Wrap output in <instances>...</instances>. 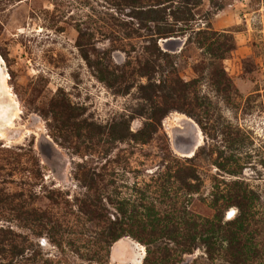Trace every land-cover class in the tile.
Returning <instances> with one entry per match:
<instances>
[{
	"label": "rangeland",
	"instance_id": "rangeland-1",
	"mask_svg": "<svg viewBox=\"0 0 264 264\" xmlns=\"http://www.w3.org/2000/svg\"><path fill=\"white\" fill-rule=\"evenodd\" d=\"M154 1L0 0V108L15 109L0 121V264H264V0H157L193 18L168 15L185 31L158 40L160 22L134 18ZM199 28L234 38L221 61L233 83L225 99L187 41ZM154 41L169 57L150 62L151 81L196 78L198 105L170 109L146 142L119 141L121 120L136 133L161 102L139 71ZM237 193L249 195V216L234 258L219 243L240 213ZM216 215L215 232L204 223Z\"/></svg>",
	"mask_w": 264,
	"mask_h": 264
},
{
	"label": "trees",
	"instance_id": "trees-1",
	"mask_svg": "<svg viewBox=\"0 0 264 264\" xmlns=\"http://www.w3.org/2000/svg\"><path fill=\"white\" fill-rule=\"evenodd\" d=\"M155 3L151 4V6L145 10V12H139L137 14H134V18L137 20L143 21L148 20L151 22H160L158 26H154L155 29L153 31L154 35L156 36L157 40L159 38H166L171 36H176L179 34H183L185 31L184 28H175L173 27V23L171 25V22H167V16H171L172 20L176 23L178 22H187L192 18L191 9L187 6H184L182 8H178L173 12L165 13L164 9H161L159 7H155V5L158 4L157 0L154 1ZM197 0L193 2L192 4H196ZM175 23V24H176ZM193 33L192 36H189L187 38V41L195 43L196 46L201 50L202 55L204 56L203 59H207V66L209 68L208 70V78L211 82V85L215 91L216 94L224 95V93H230L233 89V83L229 77H227L224 68L221 65V61L225 57V55L232 50L235 47L234 38L230 33L226 32H220L215 31L209 28L204 29H196L191 30ZM146 52H148L149 57L145 59L143 62V65L139 67L140 73L142 75L146 76L148 79V82L141 86L142 89H150L152 95L155 96V91H159V96L161 97L160 103H151L150 106V112L147 116L148 120L143 125V127L135 132H131L129 130V126L126 125L125 120H121V125L119 129H117L114 132V137L121 141L126 139L127 137H130L133 140L140 139L143 142L148 141L152 134L157 132L158 129L161 127V120L162 118L169 112L170 109H178L182 112L187 113L188 115H193V111L195 107H197L198 102L191 101L190 94L192 93V98L194 96V90L192 87L196 84L197 79L192 78L190 80L184 81L180 78H167V79H161L159 81H151L153 76V66H151L150 62L155 61L156 59H166L169 57V54L166 50L161 48L157 41H154L152 46L145 47ZM101 73H104L105 70H101ZM107 72V71H106ZM144 98L148 101H150L149 95L150 94H144ZM228 97V96H227ZM183 99V102L186 100H189L187 102V107L189 108H180L182 105L178 104V99ZM224 98V96H223ZM225 99V98H224ZM204 113V112H203ZM207 113V112H206ZM205 113V114H206ZM203 117H206L203 116ZM196 121L199 123L202 130H204L205 124L200 120L196 119ZM91 177H89L87 174L84 176V180L87 184H91ZM183 182V180H182ZM184 183V182H183ZM185 185V184H184ZM230 199V203H233L237 209L240 211V213L234 217L233 220L225 222V225L227 226V231L224 234H221V243L222 241L225 242L227 245V248H229L232 251V255L234 258H236L238 255L242 254L243 251H241L245 243L242 241L243 237L241 236L242 233V225L246 219V217L249 216V214L245 211L247 208V198L248 194L245 193H237V194H230L228 195ZM228 200V199H227ZM217 219L215 222L208 221L204 224L207 226L208 229L214 230L216 232V228L222 220L221 216H215ZM187 223V222H184ZM214 223V224H213ZM116 237V236H115ZM184 239H187L189 241L185 245V247L189 250L192 247V242L195 239L193 236L190 238L183 237ZM116 239V238H114ZM216 235H208L207 238L204 239V243L206 245V250L208 253H211L212 250L215 249L216 246ZM225 248V249H227ZM228 250V249H227ZM228 250V251H230ZM239 252V254H238Z\"/></svg>",
	"mask_w": 264,
	"mask_h": 264
},
{
	"label": "bare ground",
	"instance_id": "bare-ground-1",
	"mask_svg": "<svg viewBox=\"0 0 264 264\" xmlns=\"http://www.w3.org/2000/svg\"><path fill=\"white\" fill-rule=\"evenodd\" d=\"M2 62H3V60H2V58H0V65L2 64ZM6 77H7V74L4 71H1V69H0V86H1V81L4 82ZM6 95H11L10 92L8 91V89H6ZM10 102L12 104H15V102L13 100ZM5 107H6V105H5ZM5 107L3 106L0 108V121L3 123V125L1 124V126H7L15 118V112H14L15 109H13V111L8 116L6 113L7 109H5ZM13 108H15V105L13 106Z\"/></svg>",
	"mask_w": 264,
	"mask_h": 264
},
{
	"label": "crops",
	"instance_id": "crops-1",
	"mask_svg": "<svg viewBox=\"0 0 264 264\" xmlns=\"http://www.w3.org/2000/svg\"><path fill=\"white\" fill-rule=\"evenodd\" d=\"M115 243H117V241ZM114 246H115V244L113 245V247ZM113 247H112V249H113ZM111 252H112V250H111ZM113 260L116 261V262H120V263H123V262H125V263H132L133 262V261H130L128 258H123L122 260L115 258Z\"/></svg>",
	"mask_w": 264,
	"mask_h": 264
},
{
	"label": "water",
	"instance_id": "water-1",
	"mask_svg": "<svg viewBox=\"0 0 264 264\" xmlns=\"http://www.w3.org/2000/svg\"><path fill=\"white\" fill-rule=\"evenodd\" d=\"M196 144V143H195Z\"/></svg>",
	"mask_w": 264,
	"mask_h": 264
}]
</instances>
